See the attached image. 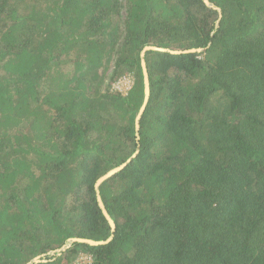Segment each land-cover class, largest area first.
<instances>
[{"label":"trees","instance_id":"1","mask_svg":"<svg viewBox=\"0 0 264 264\" xmlns=\"http://www.w3.org/2000/svg\"><path fill=\"white\" fill-rule=\"evenodd\" d=\"M209 1L0 0V264H264V0ZM145 46L202 51L146 52L137 139Z\"/></svg>","mask_w":264,"mask_h":264},{"label":"water","instance_id":"2","mask_svg":"<svg viewBox=\"0 0 264 264\" xmlns=\"http://www.w3.org/2000/svg\"><path fill=\"white\" fill-rule=\"evenodd\" d=\"M203 2V4L210 9H213L217 12L218 14V18L220 19L222 14H221V10L220 8H218L217 6H215L212 2H210L209 0H201ZM219 19L216 21V26H218L219 24ZM147 51H158V52H163V53H168L171 55H180V54H187V53H198L201 52L202 49H190V50H184V51H174V50H169V49H165V48H158V47H153V46H145L139 54V59H140V67H141V73H142V84H143V101H142V105L135 117V122H134V126H135V135L136 138L138 139V130H139V122L141 119V116L145 110V107L148 103L149 100V96H150V86H149V77H148V72H147V68H146V62H145V54ZM136 153L132 156L135 157ZM130 161V159H128L125 163L119 165L118 167H115L111 170H109L107 173H105L103 176H101L94 185V190H95V195H96V201H97V205L103 215V217L105 218V220L107 221L110 229H111V233H113L115 231V223L114 221L111 219V217L109 216L105 205L101 199L100 193H99V186L101 185L102 182H104L105 180H107L109 177H111L112 175L118 173L121 169H123L127 163ZM112 236H110V238L106 241H94V240H90V239H83V238H68L64 244L59 247L58 249H55L53 251L48 252L47 254H42V255H38L36 257H34L30 262H28L27 264H38L40 262H44L45 257L46 256H56V255H60L62 252H64L66 249H68L72 244L74 243H82V244H87L90 246H97V245H103L106 244L107 242H109L111 240Z\"/></svg>","mask_w":264,"mask_h":264},{"label":"rangeland","instance_id":"3","mask_svg":"<svg viewBox=\"0 0 264 264\" xmlns=\"http://www.w3.org/2000/svg\"><path fill=\"white\" fill-rule=\"evenodd\" d=\"M132 84V77L131 75H125L122 76V78L119 79L116 83H114L111 86V91H119L122 93H125ZM89 261V257L87 256H80L76 261H74V264H86Z\"/></svg>","mask_w":264,"mask_h":264}]
</instances>
